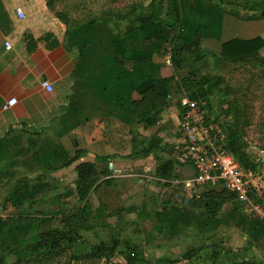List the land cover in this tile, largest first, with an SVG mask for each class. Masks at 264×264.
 I'll use <instances>...</instances> for the list:
<instances>
[{
    "label": "crops",
    "instance_id": "crops-1",
    "mask_svg": "<svg viewBox=\"0 0 264 264\" xmlns=\"http://www.w3.org/2000/svg\"><path fill=\"white\" fill-rule=\"evenodd\" d=\"M17 9L23 10L24 19L18 17ZM58 12L57 6L56 11L50 10L48 0H0V260L11 250L6 241L16 246L27 237L47 201L58 202L49 210L54 218L63 214L66 218L82 208L75 187L76 167L86 162L111 173L101 177L103 187L90 197L93 210L121 208L104 221L106 244L127 240L131 247L157 257L168 251L170 239L186 246L189 231L204 237L219 230L233 247L250 242L252 248L243 253L244 260L264 264V224L259 219L245 214L238 204L232 207L231 202L212 217L204 208L208 190L177 186L176 182L195 175L192 165L175 164L170 181L156 178L158 163L174 161V144L183 140L178 97L161 112L157 125L150 127L163 130L160 149L138 155L149 133L138 123L150 110L141 112L137 103L166 72L161 54L171 39L154 38L162 32L153 26L127 35L103 21L66 26ZM228 33L234 34L231 28ZM44 81L52 84L51 93L43 88ZM11 98L18 99L17 106L4 110ZM77 151L83 152L82 157L68 165ZM106 179L120 188L119 201L110 198ZM22 180L29 185L26 199L15 191ZM156 180L162 182L159 187ZM164 183L170 186L161 189ZM158 195L161 201L170 198L171 204L156 210ZM34 203L39 209L30 211ZM148 209L156 212L155 217ZM161 225L176 231L178 238L167 237Z\"/></svg>",
    "mask_w": 264,
    "mask_h": 264
},
{
    "label": "rangeland",
    "instance_id": "rangeland-1",
    "mask_svg": "<svg viewBox=\"0 0 264 264\" xmlns=\"http://www.w3.org/2000/svg\"><path fill=\"white\" fill-rule=\"evenodd\" d=\"M151 1L152 0H66L65 2H58L57 7L60 12H64L68 15L69 21L73 26L104 20H109V23L112 25V22L116 19L112 13H129L133 6H149ZM229 1L231 3L230 5L222 6L214 0H182L184 28L180 37H178L176 41L173 34L169 33L171 35L166 36L163 33L168 32V30L166 28L162 30L160 28L162 26H159L156 27V30L162 33L154 35V38L161 39L162 37H168L171 39L168 45L162 49L161 55L164 58L166 68L165 74L172 76L176 75V81L174 82V90H176V92L171 95L172 100L186 93L192 100H205L208 103L206 86L188 88L179 87L180 83H177V80H179V82L186 81L187 84L191 82L188 86H192V81L196 83L207 79L215 84L219 83V88L211 97L214 103L212 111L216 116H219L218 121H216L217 123L221 125L231 122L232 117L225 114V110L228 109V101L236 100L247 112L250 124L247 128L249 153L255 163L259 165L258 173L262 174L264 180V74L255 64L259 56L243 61H229L223 59L220 54L221 44L227 40L233 38L251 39L255 37H262L264 39V16L262 15L264 0ZM247 2H252L251 4L254 2H261L263 7L260 8L259 11H250L244 8ZM125 23L121 24L124 26L123 29L126 27ZM165 24V21H160L156 26H164ZM230 28L233 30L234 34L228 33V29ZM170 53L172 61L168 64L167 60ZM179 60H181V64L178 62ZM226 93L229 94V97L226 96ZM172 100L170 102H172ZM146 104V102H143V104L138 105V107L142 108V110L138 108L141 112L143 109L150 110L149 113L145 114L142 121L138 123L140 126L141 123L144 124V131L149 132L140 147L141 151L143 148L150 145L152 138L156 135L154 131L163 132V130L161 131L158 128L152 130L145 124L144 120L151 117L155 112L151 107L145 108ZM154 107L156 106L154 105ZM214 114H212V116ZM138 132L143 136L144 133H141L139 129ZM148 175V177H154L152 173ZM111 182H113V180H111ZM155 183L158 184V187L160 186V182L157 180ZM102 184L103 182L98 183V191L103 187ZM164 187L165 186L162 185L161 189ZM106 188L110 190V198L112 197L113 200L117 199V201L120 200L122 194L118 186L115 185L114 188L112 184H109ZM263 188L258 193L262 196V199H264ZM150 195L152 194H148V196ZM159 196L160 195L157 196L158 205L157 208H155L156 210L171 204L170 198H165V200L163 199L164 201H161L162 199H160ZM152 198H154V196H152ZM154 201H156V199ZM54 203L58 204V202H53L50 205L47 201V205L43 207L41 213L38 214L39 218L51 217L53 219V227L63 228L62 220L64 219V214L62 218H54L49 211L53 208ZM236 204L235 200L230 203L234 208ZM37 205L38 204L34 203L29 210H38L39 206ZM41 205L43 204L41 203ZM47 206H49V209H47ZM119 209L121 208L115 211L104 210L103 215L105 216L102 215L99 219L92 222L95 226L94 230L85 232L79 243L76 242L74 245L64 244V251L59 255L51 258L46 257L48 253L42 250L40 253L22 259L23 261L21 264H126L125 260L118 255L111 261L91 260L87 257L94 246L102 243L104 239L106 240L108 229H104L102 225L105 223L106 217H114V214ZM145 210L147 209L145 208L143 212H145ZM53 211L55 210L53 209ZM74 213L75 212H72L67 216L73 215ZM147 213L155 217L156 212L148 209ZM33 223H35V221ZM139 226L140 225H137V229H139ZM164 229L166 230L165 235L167 237L178 238L176 231L174 233L173 230L168 229L166 225H161L160 230H162V233H164ZM189 232L188 235L185 236L186 246L180 245L178 239H176V243L170 239L167 244L168 251L166 253H162L157 257H152L150 253H143L146 264H188V261L184 259L185 254L189 250L198 248H200V251L197 252L193 259L195 264H240L244 261L243 253L252 248L250 242L247 244L241 243V247H233L229 244L227 237H223L219 230L216 234H213V236L204 237L196 236L195 234L191 235ZM31 234L32 233L29 231L27 237L20 240L16 246L23 243L34 242L35 239L32 238L33 236H31ZM124 237L128 239L127 236ZM126 241L127 240L121 241V245L123 244L124 246ZM5 245L10 246L11 250L15 248V246L9 244V241H6ZM6 255L7 258L3 257L0 260V264H13L17 260L10 252ZM161 260H166L170 263H159Z\"/></svg>",
    "mask_w": 264,
    "mask_h": 264
},
{
    "label": "trees",
    "instance_id": "trees-1",
    "mask_svg": "<svg viewBox=\"0 0 264 264\" xmlns=\"http://www.w3.org/2000/svg\"><path fill=\"white\" fill-rule=\"evenodd\" d=\"M66 0H48V7L51 11H56L58 2H65ZM220 5H230L229 0H214ZM249 3V4H247ZM244 8L250 11H259L263 7L261 2H247ZM264 16V10H262ZM183 7L182 0H152L149 6H133L129 13H112L115 16V21L112 22L117 29H123L124 26L121 24L125 23L126 27L124 32L121 34H129L131 32L140 30L144 26L160 27L162 30L165 28L169 33L173 34V37L178 39L184 28V20L182 18ZM57 17L66 25L70 26L69 17L64 12H58ZM165 21L166 24L157 25L158 22ZM103 22L109 23V20ZM94 21L84 24L90 25ZM221 57L229 61H243L252 57L259 56L255 64L256 67L264 74V39L262 37H255L252 39H240L235 38L221 44L220 48ZM181 64V60H179ZM179 64V65H180ZM181 70V69H180ZM179 70V71H180ZM192 79L191 77H189ZM184 80V78H183ZM176 81V75L165 74L149 87L148 90L141 94V101L137 104H143L146 102L147 107H151L154 110V114L144 120L147 126L154 127L159 121L161 112L169 106V97L173 95ZM192 86L186 81L179 82V87H203L206 86L207 98H208V110L209 114L214 121H218L219 116L213 113L214 103L211 97L214 95L216 90L219 88V83L215 84L210 80L204 79L199 82L192 81ZM183 83V84H181ZM180 89V88H179ZM229 97V94L226 93ZM154 105L156 107H154ZM228 109L225 110V114L232 117V120L228 124H221L224 128L227 140L226 149L235 157L239 166L246 172H259V165L255 163L249 153V142L247 128L250 125L247 112L237 103L236 100L228 101ZM212 111V113H211ZM212 114H214L212 116ZM162 132H158L151 140L148 147L143 148L142 152L138 155L148 156L152 153L157 152L163 141ZM83 155L82 151H77L75 156L71 159L68 165L77 162ZM175 161L165 159L163 160L156 169L155 176L159 180L170 181L174 174ZM77 179L75 181V187L78 199L82 204V208L73 215L67 216L62 220L63 228H55L52 225L53 219L51 217L37 218L35 223L31 225L29 231L32 233L34 242L23 243L15 246L10 250V254L14 255L17 259L13 264H21L22 259L32 256L33 254L40 253L42 250L45 251L46 257H55L64 251V244L74 245L76 242H80L85 232L94 230L95 226L92 223L94 220L99 219L104 212L101 207L94 211L90 202L91 195L96 192L98 182L102 176L108 177L111 175L109 169L100 171L99 166L95 163H80L76 167ZM105 184L111 183V179H106ZM162 183V182H160ZM28 181L22 180L16 186L15 191L22 192L24 199L28 198L29 189ZM163 186H170L169 183H164ZM209 192L205 194V210L212 216H217L222 210L226 203L235 200V195L228 192L226 189L218 191V188H205ZM264 202V199H262ZM235 202H237L235 200ZM238 204V203H237ZM112 216V215H111ZM108 224L103 223V227ZM121 243L120 241L114 242L112 245L104 242L94 246L87 257L91 260H106L111 261L117 255L123 257L126 264H146V260L142 251H139L126 242L123 251H119ZM198 249L189 250L184 259L188 261V264H195L193 262L194 257ZM216 253V251H215ZM216 258V257H215ZM159 263H170L166 260H161ZM171 264V263H170ZM240 264H260L256 261L244 260Z\"/></svg>",
    "mask_w": 264,
    "mask_h": 264
},
{
    "label": "built area",
    "instance_id": "built-area-1",
    "mask_svg": "<svg viewBox=\"0 0 264 264\" xmlns=\"http://www.w3.org/2000/svg\"><path fill=\"white\" fill-rule=\"evenodd\" d=\"M17 15L21 19L26 17L22 9H17ZM7 48L11 49V45L8 44ZM171 61L170 53L167 63ZM42 86L49 93L53 91L48 81H44ZM169 99L171 101L172 97ZM178 102V129L183 140L174 144L172 156L175 164L192 165L195 175L176 182L177 186L183 185L188 191L223 186V189L235 195L245 214L264 224V202L258 194L264 186L262 174L246 172L226 149V132L211 118L207 101L192 100L185 93L179 96ZM17 104L18 99L11 98L4 105V110H10Z\"/></svg>",
    "mask_w": 264,
    "mask_h": 264
},
{
    "label": "water",
    "instance_id": "water-1",
    "mask_svg": "<svg viewBox=\"0 0 264 264\" xmlns=\"http://www.w3.org/2000/svg\"><path fill=\"white\" fill-rule=\"evenodd\" d=\"M189 202H190V203H192V200H190ZM199 203L203 204V201H202V200H200V201H199Z\"/></svg>",
    "mask_w": 264,
    "mask_h": 264
}]
</instances>
